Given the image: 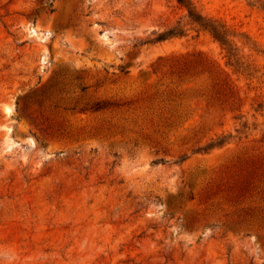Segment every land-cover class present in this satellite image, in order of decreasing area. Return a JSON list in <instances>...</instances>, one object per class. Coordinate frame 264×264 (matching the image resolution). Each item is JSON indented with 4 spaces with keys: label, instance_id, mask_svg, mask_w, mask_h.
<instances>
[{
    "label": "rangeland",
    "instance_id": "1",
    "mask_svg": "<svg viewBox=\"0 0 264 264\" xmlns=\"http://www.w3.org/2000/svg\"><path fill=\"white\" fill-rule=\"evenodd\" d=\"M191 2L242 68L176 0H0V264H264V0Z\"/></svg>",
    "mask_w": 264,
    "mask_h": 264
},
{
    "label": "trees",
    "instance_id": "2",
    "mask_svg": "<svg viewBox=\"0 0 264 264\" xmlns=\"http://www.w3.org/2000/svg\"><path fill=\"white\" fill-rule=\"evenodd\" d=\"M177 3L186 10V17L191 25L196 27L198 30L207 31L214 40H216L222 49L225 51L227 57V64L238 68H242L239 62V57L237 55V48L234 47L229 39V34L227 29L221 23L214 19L207 18L197 12L195 6L191 0H176ZM185 29L180 21H177L174 25L166 28L161 32H152L153 36L148 38L145 42L156 43L169 39L176 36L184 35ZM224 143V137H220L216 140L210 141L203 147H199L196 151L206 152L214 147H220Z\"/></svg>",
    "mask_w": 264,
    "mask_h": 264
}]
</instances>
